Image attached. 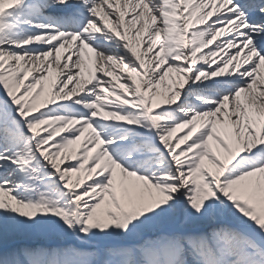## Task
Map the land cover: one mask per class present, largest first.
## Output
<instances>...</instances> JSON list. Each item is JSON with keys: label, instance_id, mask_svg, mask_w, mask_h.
<instances>
[{"label": "snow or ice", "instance_id": "obj_1", "mask_svg": "<svg viewBox=\"0 0 264 264\" xmlns=\"http://www.w3.org/2000/svg\"><path fill=\"white\" fill-rule=\"evenodd\" d=\"M0 264H264V0H0Z\"/></svg>", "mask_w": 264, "mask_h": 264}]
</instances>
